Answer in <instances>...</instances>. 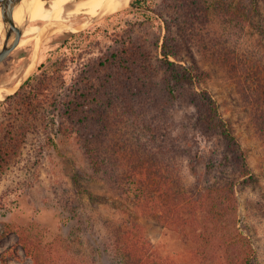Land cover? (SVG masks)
I'll list each match as a JSON object with an SVG mask.
<instances>
[{"label":"rangeland","instance_id":"374dc122","mask_svg":"<svg viewBox=\"0 0 264 264\" xmlns=\"http://www.w3.org/2000/svg\"><path fill=\"white\" fill-rule=\"evenodd\" d=\"M135 1L109 14L97 0H89L64 22L32 18L19 45L0 64V264H35L19 244L23 231L40 242L41 260L51 264H125L123 249L117 247V237L124 231L149 240L160 261L199 264L190 237L195 224H162L142 213L136 181L122 176L127 159L114 165V153L120 150L119 157L124 158L136 141L128 148L122 138L111 139V149L105 147L107 167L97 174L79 135L61 127L69 88L86 83L89 64L127 38L145 44L157 60L162 58L165 37L178 50V58L170 60L200 77L194 90L213 98L241 145L251 173L236 186V219L258 264H264V140L240 79L232 72L237 61L243 62L241 67L255 59L264 64V0H259L261 15L252 14L248 0H205L199 12L202 20L194 25L183 17L187 0ZM238 6L243 14L237 13ZM192 32L197 37L192 38ZM187 93L181 95L188 97ZM175 110L171 117L180 123L195 108L182 103ZM176 128L172 135L180 136L181 128ZM125 132L124 138H130ZM195 135L193 153L198 158L179 151L173 161L164 163L176 165L188 180L193 179L189 162L195 160L204 174L211 159L219 161L227 154L217 135L201 130ZM167 147L152 145L156 150ZM157 207L156 203L155 211ZM215 264L225 263L217 259Z\"/></svg>","mask_w":264,"mask_h":264},{"label":"trees","instance_id":"16d2710c","mask_svg":"<svg viewBox=\"0 0 264 264\" xmlns=\"http://www.w3.org/2000/svg\"><path fill=\"white\" fill-rule=\"evenodd\" d=\"M204 4L205 0H187L182 7L185 23H199L202 20L199 12ZM248 4L253 15L262 14L259 0H248ZM243 12L244 9L238 6L237 13ZM188 17L193 20L189 21ZM192 34V38L197 37ZM168 39L165 37L159 55L162 58L157 60L145 44L127 38L89 64L86 83L82 86L73 84L69 88L70 98L61 109V127L70 128L79 135L97 174L107 167L105 147L109 145L111 149V139L118 142L116 137L122 138L128 148H131L129 143L136 141V147L124 158L119 157L120 150L114 153V165L119 167L127 159V163L123 162L122 176L129 175V179L136 181L138 207L142 213L154 216L162 224L181 227L195 224L190 237L199 264H215L217 259H223L225 264H258L252 243L236 219V186L240 179L251 173L247 159L213 98L206 91L194 90L200 77L170 60L171 57L178 58V50ZM155 47L158 49L159 44ZM261 61L255 59L252 64L244 63L242 67L240 63L243 62L237 61L232 72L233 77L238 75L240 79L244 95L254 109L253 121L264 140V64ZM183 91L188 97L181 95ZM182 103L191 104L195 111L178 123L171 113L182 107ZM176 127L181 128L180 136L172 135ZM123 128L131 141L124 138L125 130L120 131ZM200 130L220 137L227 154L221 161L211 159L204 174L197 170L195 160H192L188 167L193 179L188 180L176 165L171 167L164 163L166 159L173 161L179 151L188 158H198L193 149L197 144L195 134ZM150 143L168 147L156 150ZM163 165L165 173L162 172ZM151 200H154V206L157 203L158 211ZM30 238L26 232H20L19 244L26 255L35 264H51L47 259L46 262L41 260L40 242ZM117 247L120 251L123 249L125 264H167L154 253L149 240L138 238L134 232L124 231L118 236Z\"/></svg>","mask_w":264,"mask_h":264},{"label":"bare ground","instance_id":"6f19581e","mask_svg":"<svg viewBox=\"0 0 264 264\" xmlns=\"http://www.w3.org/2000/svg\"><path fill=\"white\" fill-rule=\"evenodd\" d=\"M88 1L89 0H52V1L31 0L32 2L31 19L33 18L35 21H45V22L68 21L72 19L75 16V14L84 5L88 3ZM97 1L102 6H104V12L109 13L113 11H118L121 7L128 5L132 0H97ZM23 11H24L23 4H20L15 9L13 16L16 24H20L23 21L24 19V14H22ZM20 14L22 15L19 16ZM1 30H2V25L0 24V34H1Z\"/></svg>","mask_w":264,"mask_h":264},{"label":"water","instance_id":"95a60500","mask_svg":"<svg viewBox=\"0 0 264 264\" xmlns=\"http://www.w3.org/2000/svg\"><path fill=\"white\" fill-rule=\"evenodd\" d=\"M52 1V0H47ZM24 7V19L20 24L14 20V11L20 5ZM31 0H0V64L4 62L19 45L27 25L31 21ZM26 79H23V84Z\"/></svg>","mask_w":264,"mask_h":264}]
</instances>
